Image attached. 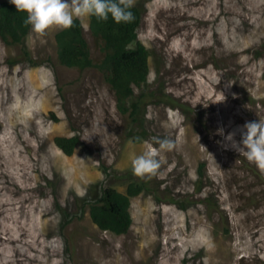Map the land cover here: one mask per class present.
<instances>
[{
    "label": "rangeland",
    "instance_id": "rangeland-1",
    "mask_svg": "<svg viewBox=\"0 0 264 264\" xmlns=\"http://www.w3.org/2000/svg\"><path fill=\"white\" fill-rule=\"evenodd\" d=\"M135 6L150 55L134 114L99 69L59 63L60 29L0 37V264H264V174L217 135L264 121V0ZM80 20L98 63L102 44ZM56 136L79 137L70 156ZM152 137L177 147L141 180L132 161ZM132 183L128 232L99 229L89 204Z\"/></svg>",
    "mask_w": 264,
    "mask_h": 264
},
{
    "label": "trees",
    "instance_id": "trees-1",
    "mask_svg": "<svg viewBox=\"0 0 264 264\" xmlns=\"http://www.w3.org/2000/svg\"><path fill=\"white\" fill-rule=\"evenodd\" d=\"M134 21L116 24L111 16L107 21L98 22L89 17V28L93 37L102 44L103 58L94 63L88 41L84 36L83 24L74 19L70 29L56 33L59 63L68 67L99 69L117 98L122 113L134 114L139 105L128 103L135 88H142L149 75V51L138 39L141 11L134 5L131 9ZM25 13L17 12L8 0L0 2V37L8 45L20 44L28 35L31 26H25ZM55 144L70 156L79 143L78 136H56ZM142 190L141 185L132 183L125 193L114 188H105L101 195L89 204V215L95 225L103 231L125 234L132 224L130 199Z\"/></svg>",
    "mask_w": 264,
    "mask_h": 264
},
{
    "label": "clouds",
    "instance_id": "clouds-1",
    "mask_svg": "<svg viewBox=\"0 0 264 264\" xmlns=\"http://www.w3.org/2000/svg\"><path fill=\"white\" fill-rule=\"evenodd\" d=\"M17 12L25 13V26H31L34 33L44 36L49 29H70L74 19L95 17L98 22L107 21L109 16L116 24L131 23L135 17L131 9L135 0H9ZM223 95V94H222ZM237 134L240 140H236ZM223 137L220 143L225 150H234L254 164L264 174V121L246 122L225 135L224 129L217 130ZM148 149L132 161L133 175L141 180H151L156 176L161 151H173L177 141L152 137ZM159 145L154 147L153 145ZM202 147V146H201ZM203 148V147H202ZM205 149V148H204ZM206 150V149H205Z\"/></svg>",
    "mask_w": 264,
    "mask_h": 264
}]
</instances>
